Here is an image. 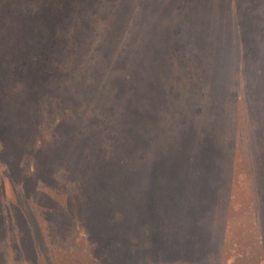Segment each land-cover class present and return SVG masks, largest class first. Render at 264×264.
I'll list each match as a JSON object with an SVG mask.
<instances>
[{
	"label": "rangeland",
	"instance_id": "1",
	"mask_svg": "<svg viewBox=\"0 0 264 264\" xmlns=\"http://www.w3.org/2000/svg\"><path fill=\"white\" fill-rule=\"evenodd\" d=\"M49 2L56 14L41 17L50 29L45 38L36 35L33 67L24 68L29 61L21 58L2 75L0 63L2 95L22 100L15 116L3 114L10 137L26 123L62 122L57 148L41 159L46 167L36 189L49 198L40 200L45 204L27 197L12 203L2 164L20 150L0 136V264H121L125 251H132L131 264H264V168L244 151L249 139L264 138V0ZM71 7L75 28L102 23L101 49L88 54L83 69L67 59L63 33L73 24L58 31ZM10 46L0 47V59L3 48L10 59L21 52L17 42ZM87 105L114 136L94 114L86 122L65 119L64 112ZM212 123L227 144L214 143ZM33 127L22 140L26 149L32 135L33 148L50 139ZM236 133L241 141L233 140ZM102 138H113L116 148L100 145ZM216 147L232 153L233 166L223 164ZM63 166L95 201L83 223L70 216L68 189L60 194L49 177L65 176ZM257 177L259 185L249 184ZM10 178L16 189L19 176ZM115 212L123 215V229ZM80 224L87 237L79 230L73 236ZM118 238L132 248L118 250Z\"/></svg>",
	"mask_w": 264,
	"mask_h": 264
},
{
	"label": "trees",
	"instance_id": "2",
	"mask_svg": "<svg viewBox=\"0 0 264 264\" xmlns=\"http://www.w3.org/2000/svg\"><path fill=\"white\" fill-rule=\"evenodd\" d=\"M48 2L49 0H0V47H6V46L12 47L10 46L11 41H15L18 43V48L21 50L20 53L11 55V59L13 60L11 62L9 55L5 53L7 50L3 48V54L1 55V59H0V63H1V66L4 72L2 73V75L8 71L6 68L8 64L9 65L14 64L18 62L21 58H26L29 61L25 63L26 66L24 68L33 67L34 65L33 56L35 55L34 53L36 52V48L39 44V42H37L36 40V35L40 34L43 36V38H45L48 36L49 29H50V27H43V25L40 23L42 21L41 17H46L45 15L46 13L50 14L48 18L49 20L51 17H53L56 14L55 9L49 10V8L51 9V4L50 2L49 3ZM75 11L76 9L72 7L64 9L63 12L68 14V17L62 21V23L63 22L65 23L64 25L59 26L58 31L59 33H61L65 29V27L69 25L67 24V22H70L71 24H73V26L66 27V33H63L65 35V40L69 42V44L67 45L69 49L67 50L68 51L67 59H74L76 68L83 69V64L86 62L85 59H88L87 58L88 54L90 56L94 55L95 52L100 51L101 49L99 48V42L101 40V37H99V31L101 29L102 23L98 22L97 20L93 24V27L90 29L85 30L82 27L83 31L81 30V28H75V27H78L77 23H74L75 22ZM79 32H81V34H79ZM23 36L30 39V41H25L26 43H23V41H17V40L11 39L13 37H23ZM62 51L60 53H62ZM63 54L64 55L66 54L65 51L63 52ZM228 54L229 53H227V55ZM59 55H58L59 59L63 58L64 56L63 55L62 57H60ZM218 56L221 57L222 53L219 52ZM90 59H93V58H90ZM212 61L213 60H209V63H212ZM215 64H217V62H215ZM78 74H81V73H78ZM78 80L79 79H77L74 82V84L69 88L70 93H72L73 91L77 92L76 83ZM1 89H2V84H0V136L1 135L8 136V138L12 140V142L15 143L17 145V148L20 150V152L17 153V157L13 159L11 164H2L4 168V173L6 174V183L11 188V193L13 195L12 201H14L15 199L19 197H23V198L27 197L28 199H30L32 202H35L36 204H45V203H42L40 200H49V198L42 196V195H38L39 190L36 189V185L39 184V182L43 180V179L39 180L40 172L44 171L46 167V164H44L45 161L41 159L43 158L47 160V157L57 148L55 139L59 138L61 135V128H62L61 123L62 122H60L59 119L56 117L54 119H50L49 121L52 124H48V125L46 124V121H43L41 119L39 121L32 122L33 125L37 126L38 134H40L43 138H46V139L50 138V139H47L48 140L47 142H41L39 146L36 145V147L33 148L34 135H32L31 136V138H33L31 141L32 147L30 149H26L22 143V140L29 137L31 134L35 133L33 129L34 127L31 123L30 124L26 123L23 126H20V131L18 132V134L14 132L13 134H11V137H10L9 119L6 120L3 117V114L7 113L8 117L15 116V114L18 113V106L22 100L19 103L8 101L5 98V96L2 95ZM84 89L88 91L89 87L88 86H86L85 88L83 87V90ZM27 95H25L24 97H26ZM263 98H264V95H263ZM3 101L6 102V107H2ZM147 105L149 106L148 103ZM229 112L230 110H228V113ZM64 114H65V119L67 121H69L68 119L72 120L74 118L75 121H79V122H86L87 121L86 119L89 117L91 118L92 115L94 114L96 119L98 120V124H100L103 127H106V128H102V130L105 132L109 131L111 132L112 136H114L113 131L111 129H108L109 127L106 124V118L99 117L98 115H96V113L93 110L92 111L90 110L89 105H87L86 107H75L72 112H69V114H67V112H64ZM31 115L36 117L32 113ZM52 117L53 116L51 115L49 116V118H52ZM261 120L264 121L263 118H261ZM101 121L102 122L104 121V123H101ZM212 124L213 126L211 127V129L213 132L214 143L218 146L220 143L227 144V141L229 139L225 135H222L217 131L216 123H212ZM238 135L239 133H236L235 139L233 140L239 141L240 139L237 137ZM249 140L250 141H248V144L246 145V147H244V151L246 152L247 159L251 162H254L255 160L259 164L260 169L264 168V162H263L264 161L263 160L264 138L260 139V142L256 141L255 139L254 140L249 139ZM100 141L102 142L100 145H102L105 142L108 148H112V149L116 148L114 145L115 140H113V138L112 139L106 138L105 140H103L102 138V140ZM25 143L27 147L29 148V145L26 142V140H25ZM176 149L180 151V147H177ZM217 149L218 151L223 152L221 151L220 148H217ZM235 149L237 151V147H235ZM253 155H255L258 159L253 157ZM224 156H225V159H224ZM224 156L222 160L223 164L225 165L227 164V166H233L232 153H229L227 151L226 153H224ZM234 157L237 158L235 154H234ZM175 159H178V158H175L173 156V160ZM62 171L63 173H65V176L55 173V175H52L49 177L54 182L55 188L58 190L59 193H60L59 189H64V188L68 189L67 196L68 198L70 196L71 200H67V203L69 205V210L72 209L73 211V215H71L70 213V216L72 219L75 220V223H78L77 218L80 220L79 221L80 223H83L85 212L92 208L91 205L95 201H93L88 196L87 193H85L84 195L81 194L83 191L78 187L77 184L72 183V181L70 180L71 177L69 176L70 177L69 178L68 175L66 174L65 167L63 168ZM11 173L14 175V178H17L19 176V180L15 185L16 189H14V187L10 183ZM228 174L229 173H227V179H228ZM261 181H262V178L257 177V179L251 178L248 182L249 184L257 183L259 185V182ZM258 189L260 190V188ZM73 191H75L76 194L72 193ZM4 202L6 205L10 203V201L6 202L5 200ZM69 202L71 203L72 206L70 205ZM12 203L14 205L16 204L15 201ZM121 216L123 215L122 214L119 215L118 212H115L112 214V219L117 218L116 220L122 223V229H123L124 223L121 220ZM117 221H116V224L118 228H121V225ZM110 225L112 224L110 223ZM113 225L115 226V224ZM73 229H74V231L72 232L73 236L76 235L75 233H78L77 230L81 232L82 237H87L89 234L87 232L86 233L84 232L85 229H87L88 231L89 229L87 227L81 226V224H80V227L74 226ZM111 230L112 229H110V231ZM113 230H117V229L115 228ZM110 231L106 229V232L109 233ZM111 233L113 232L111 231ZM52 244L55 245L54 243ZM88 244L92 246L93 250H96L98 247V242L94 241V239L93 241L90 240ZM123 245L125 247H123ZM114 246H116L118 250H123V249L126 250L129 248H132V246L130 245V242L125 238H120V239L118 238ZM131 253L132 251H125L126 255L122 259L121 264H131V257H130Z\"/></svg>",
	"mask_w": 264,
	"mask_h": 264
}]
</instances>
